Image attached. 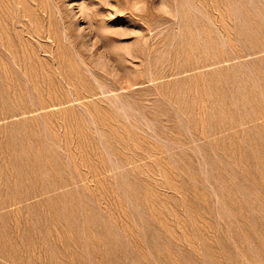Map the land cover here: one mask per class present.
Returning <instances> with one entry per match:
<instances>
[{"label":"rangeland","instance_id":"obj_1","mask_svg":"<svg viewBox=\"0 0 264 264\" xmlns=\"http://www.w3.org/2000/svg\"><path fill=\"white\" fill-rule=\"evenodd\" d=\"M0 264H264V0H0Z\"/></svg>","mask_w":264,"mask_h":264}]
</instances>
